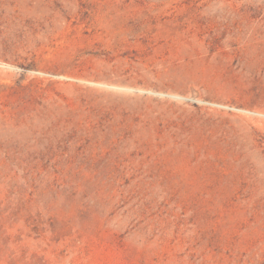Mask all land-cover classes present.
<instances>
[{"label": "rangeland", "instance_id": "1", "mask_svg": "<svg viewBox=\"0 0 264 264\" xmlns=\"http://www.w3.org/2000/svg\"><path fill=\"white\" fill-rule=\"evenodd\" d=\"M0 264H264V0H0Z\"/></svg>", "mask_w": 264, "mask_h": 264}]
</instances>
